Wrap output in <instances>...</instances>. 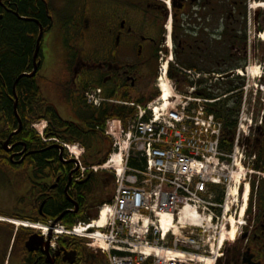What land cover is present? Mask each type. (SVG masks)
Masks as SVG:
<instances>
[{"label":"flooded vegetation","instance_id":"flooded-vegetation-1","mask_svg":"<svg viewBox=\"0 0 264 264\" xmlns=\"http://www.w3.org/2000/svg\"><path fill=\"white\" fill-rule=\"evenodd\" d=\"M75 1L65 2L66 8L73 9L70 29L64 37L71 50L64 65L70 81L66 85L63 84L67 80L61 82L57 88L68 98L77 95L75 102L80 107L82 94L94 88H101L104 95L119 99L150 96L149 88L155 86L161 57L171 59L175 66L194 67L189 70L204 75L221 76L226 66L244 71L253 60L259 62L260 70L264 71V56L256 53L264 48L257 44L252 47L253 52L248 51L242 23L251 14V2L259 0H77L80 6ZM53 2L33 0L31 3L37 8L41 5L43 20L38 23L43 32L53 27L50 14L55 8ZM59 2L56 0L58 9ZM16 4V0H0V23L11 18L25 22ZM256 7L253 16L258 18L261 15L258 10L264 5ZM253 26L258 37L264 28L258 23ZM258 83L264 85V77ZM248 115L251 125L242 143L250 159L247 168L251 172L241 185V201L232 212L233 222L236 220L242 225L233 230V224L232 243L218 248L216 264H264V107L251 105ZM4 132L0 123V205L19 210L9 221L43 219V211L56 194L65 197L70 205L61 213L68 212L62 220L76 216L79 202L85 196L81 189L98 184L99 194L105 190L103 175L86 173L75 182L78 166L64 151L61 153L55 148L56 143L39 144L37 138H31L39 146L37 151L29 149L23 141L14 140L13 136H5ZM7 141L8 152L1 146ZM48 154L50 158L45 157ZM74 205L78 206L77 210ZM33 234L36 233L25 230L12 232L19 243L13 249L16 243L13 240L11 255L16 254L18 264H70L66 253H75L73 264L99 260L78 244L61 245L66 240L58 241L52 249L51 239L42 238L41 244L47 243L48 250L45 252L39 247L29 252L25 243Z\"/></svg>","mask_w":264,"mask_h":264},{"label":"built area","instance_id":"built-area-1","mask_svg":"<svg viewBox=\"0 0 264 264\" xmlns=\"http://www.w3.org/2000/svg\"><path fill=\"white\" fill-rule=\"evenodd\" d=\"M166 73L167 62H161L158 87ZM193 91L170 89L145 107L122 104L135 113L126 125L106 122L103 132L112 141V152L102 167H82L83 150L65 146L78 163L75 181L86 171L105 170L113 177L115 194L98 209L97 221L77 222L71 228L52 227V222L32 226L44 237L51 232L52 248L68 237L102 254L106 264L215 262L213 249L216 243L219 248L225 230L218 222L231 214L236 201L233 168L244 160L239 142L250 125L248 93L243 88L234 148L226 154L220 148L223 124L206 107L218 100L195 98ZM85 101L93 108L111 103L99 89L87 92ZM221 189L224 199L218 200Z\"/></svg>","mask_w":264,"mask_h":264},{"label":"trees","instance_id":"trees-1","mask_svg":"<svg viewBox=\"0 0 264 264\" xmlns=\"http://www.w3.org/2000/svg\"><path fill=\"white\" fill-rule=\"evenodd\" d=\"M32 2L33 0H16L18 14L22 19L25 18L26 20L40 21L41 23L43 20L41 5H38L37 8L34 4L31 5ZM42 25L45 27L44 23ZM48 31L49 30H44V34ZM38 33V27L32 22H23L16 18H11L10 20L5 19L0 23V123L5 130V136L11 135L18 130V121L14 115L15 100L12 93V87L19 76L22 74H29L33 70V56ZM37 61L42 62L41 53H39ZM234 68H236V66H226L224 67V72ZM169 78H174L171 72L169 73ZM44 81L45 80L39 77V74L37 73L34 78H22L17 83L15 88L17 100L16 111L18 118L21 121L22 128L17 135L13 136V139L23 141L27 144L29 149H35L38 151V144L31 140V138H37L39 144H42L43 141H41L40 137L31 129V126L36 122L45 121L47 123V128L44 131L45 138L55 139L68 145L80 144L85 149V154L82 157V164L85 167L90 165H103L106 159L98 157L99 152H96L95 148L97 145H105V147H107L108 155L111 149V144L110 142L108 143V138L104 136L102 131H96V127L103 129L105 122L108 119L116 118L125 122L127 117L133 113L132 110L118 106H110L101 108L98 111H93L84 107L85 112L83 114L84 119L82 122H66L58 115L56 107L43 98L40 84ZM177 82L181 85L186 84L183 77H177ZM236 88L237 86L234 85V82L227 80L222 82L221 93L223 95H228ZM157 96L158 94L154 93L149 100H153ZM201 96L207 99L215 98V95L210 93ZM120 100L128 101L129 97H123L120 98ZM230 100L231 98H227L223 102L221 109L215 108L212 111L218 119L224 120L225 135L222 142V148L226 152H230L232 149L235 132V124L230 118L234 113V109L228 107ZM136 102L139 104H145L143 99H136ZM81 103L83 104L82 99ZM45 157L50 158L51 155L48 154L45 155ZM132 164L133 162H131V166ZM97 185L95 187H89L88 189H81V191L85 193V196L79 202V213L76 216H68L64 218L61 223L71 227L79 220H87L88 217L94 218V214L91 213V215L88 216L87 212H90L92 207L96 208L104 203L110 202L114 190L107 194L105 191L99 194V190L97 189L99 186ZM95 197H100V199H95ZM69 208L70 205L67 203L65 197L61 194H56L53 196L50 205L43 211L45 217L43 219H34L31 221L44 223L54 221L64 210ZM14 241L16 243L14 244L13 249L17 248L19 243L17 237H15ZM61 245L75 246L76 243L65 241L62 242ZM22 249L25 251L24 247H22ZM99 258L104 259L100 256L98 259ZM95 263L97 262L90 264Z\"/></svg>","mask_w":264,"mask_h":264},{"label":"rangeland","instance_id":"rangeland-1","mask_svg":"<svg viewBox=\"0 0 264 264\" xmlns=\"http://www.w3.org/2000/svg\"><path fill=\"white\" fill-rule=\"evenodd\" d=\"M66 2V0H65ZM65 2H63L62 0H60V8L58 9L57 4H56V0H54L53 2V6L55 7L54 10L50 13L51 14V18L53 20V27L52 29L45 33L43 35V40L41 43V67L39 70V77H43L45 79L44 82H42L40 84V89H41V93L43 98L53 104L57 110L59 115L61 116V118L66 121V122H73V123H77L82 122L83 121V114L85 112L84 108L80 107L79 104L75 101H77V95H73V97H69L66 98L67 96L61 94V91H59L57 89V85H60L61 82H66L64 84H66L67 82L70 81V77L68 76L69 71L67 70L66 67H64L63 65H61V68H59V66L57 65V63H65L67 62L69 59L67 58V54L70 53V48L68 45H66L65 42V34L67 33L68 29V25H71V20L73 19V16L71 17V15L73 14V9L72 8H66L65 6ZM67 2H70V0H67ZM77 6L78 5V1H75ZM262 2V4L264 5V2L259 0L256 3L251 2V5L253 6V9H255L256 5L258 3ZM61 3L63 4L61 7ZM250 5V6H251ZM61 9V10H60ZM58 10L60 11V13H57ZM258 12L261 14L258 18H255L253 16V10H251V14H248V16H246L244 18V21H242L243 23V36L245 39V43L246 41V24L248 25V23L250 22L252 25L258 23L260 28H264V8H261L258 10ZM57 13V14H56ZM248 22V23H247ZM262 33H264V29L262 30ZM68 35V34H67ZM251 41V46L249 47V49H252L253 46H256L257 44L262 45V48H264V42L258 40L257 38L254 37V39H250ZM259 41V42H257ZM247 46V45H246ZM253 52V49H252ZM257 55L259 57L264 56V50H262L261 48H259L257 50ZM60 54H63L62 57ZM63 66V67H62ZM247 66L249 67V69H251L252 71L256 68L259 69V67H261L259 62L256 61H252L249 65L247 64ZM57 69V70H56ZM251 71V74L253 76V72ZM259 71V75L257 78H255L253 81L250 79L249 81V91L250 89L253 90H257L256 96H252V99L255 100V102H253L252 100V105H260L261 107H264V85L262 84L263 87H261L260 83H258V78L261 76V78L264 77V71H261L260 69ZM254 78V77H253ZM69 80V81H68ZM187 80V79H186ZM234 82V85L237 84H241V81L239 82V80H237L236 78H232L231 80ZM169 88L171 87L172 89H176L177 91L183 92V93H187V87L180 85L179 83H174V81H169ZM63 84V85H64ZM218 84V83H216ZM222 85V84H221ZM252 85H258V88L255 89V86ZM209 87V85L207 84V86L205 87L204 84H199L196 86V90L197 91H205V89ZM222 86H217L215 85V83H212V88H210V93L215 94V89L216 88H220ZM157 93L158 91L155 87H150L149 88V95L152 96V94ZM253 93V92H252ZM150 96L143 98L145 105L152 101L149 100ZM72 98V99H71ZM129 98L131 100H136V96L132 95L129 96ZM260 99V100H258ZM149 100V101H148ZM154 100V99H153ZM238 101H239V97L233 98L232 100L229 101V105L228 107L231 109H236L238 106ZM219 108H222L219 106ZM65 111V116H62L60 111L63 110ZM38 131L42 132V129L44 127L43 122H38L37 123ZM110 141L108 140V143ZM111 144V142H110ZM110 147V146H109ZM111 148V147H110ZM96 152L98 153V157L100 158H104L107 155V147H105V145H97L95 148ZM85 154V151H84ZM83 154V155H84ZM81 160V159H80ZM233 172H234V177L235 175H238L235 177V179L241 178V184L244 182V179L248 180V177L250 175L251 170L247 168V165H245L244 167H234L233 168ZM103 175L105 180H106V185L107 188H105V193H109L112 192L113 186H112V180L110 178V175L107 172H102L100 174H98V176ZM242 189V188H241ZM217 198L218 200L220 199H224V191L220 190L217 194ZM238 201H241V195L240 197H238L237 201H235L234 206L236 205V203ZM233 206V208H234ZM96 209H93V212H91L92 214L95 213ZM19 210H14L12 208H10L9 206H2L0 205V218L1 217H5V218H9L11 215H13L14 213H18ZM233 212V210H232ZM231 215V214H230ZM229 214L225 217V219H220V221L218 222V228L219 227H224V228H228L225 235L223 236V245H227V244H231L232 241L229 240L228 238V234L232 231L229 230V219L230 217L232 218V216H230ZM2 220V219H1ZM9 220H6V222H8ZM22 221V220H21ZM26 222V221H24ZM9 223V222H8ZM242 225V223H237L236 220H234V229L235 230L237 227L239 228ZM14 228V229H13ZM9 226L7 224H0V264H18V258L16 256V254H12L11 255V249H12V244H13V240H12V232L14 233L16 230V227ZM218 228L216 231H218ZM14 230V231H13ZM18 230H25V231H30L28 229H24V228H18ZM211 241L212 242V237L214 236V230L210 231L209 234ZM84 249H86L89 253H92L93 255H96V253L94 251H92L91 249H88L84 246H82ZM16 249V248H15ZM214 255L217 252V243L214 246ZM221 252V251H220ZM219 252V253H220ZM100 260V261H99ZM98 262L95 264H104L103 259L99 258Z\"/></svg>","mask_w":264,"mask_h":264},{"label":"water","instance_id":"water-1","mask_svg":"<svg viewBox=\"0 0 264 264\" xmlns=\"http://www.w3.org/2000/svg\"><path fill=\"white\" fill-rule=\"evenodd\" d=\"M24 21L32 22V23L36 24L39 27V34H38V38L36 40L35 52H34V56H33V70H32V72L29 73V74H22L21 76H19L17 78V80L14 82L13 87H12V93H13V97H14V100H15L14 115H15L17 121H18V130L16 132H14L12 135H10V138L12 136H14V135H17L21 131V128H22L21 121L19 120L18 115H17V111H16V106H17V100H16V95H15L16 85L19 82V80H21L22 78H34L36 76L37 72H38V68H39V65H40V62H37V58H38V55H39V52H40V45H41V41H42V38H43V28L35 20H24ZM230 76H231V74L224 75V77H222V79H228ZM7 145H8V141L4 142V143H1L2 149L4 151H6V152L9 151L7 149ZM55 148L58 149L61 153L63 152V149L61 147L56 146ZM74 206H75V210H77L78 206L77 205H74ZM66 213H68V212H66ZM66 213H63L61 216H59L57 219H55L53 225H56L57 223H59ZM41 241H42V238L38 237L37 235L30 236L29 239L27 240V242L25 243L26 250L29 251V252H33V251H36L39 247H42V248L45 249V252H46V250H48V244L44 243L42 245ZM74 254L75 253H66V256L70 257V259H68L70 264L74 263Z\"/></svg>","mask_w":264,"mask_h":264},{"label":"bare ground","instance_id":"bare-ground-1","mask_svg":"<svg viewBox=\"0 0 264 264\" xmlns=\"http://www.w3.org/2000/svg\"><path fill=\"white\" fill-rule=\"evenodd\" d=\"M261 40L262 41H264V34L261 36ZM253 77L254 78H257V76L259 75V71H258V69H254L253 71ZM160 88V90H161V92H162V94H163V96L164 97H166L167 96V94H169V87L167 86V84H166V82L164 81V82H162V84H161V86L159 87ZM161 101H162V99H161ZM236 176H238V175H235V177ZM235 177H234V184H235V187H234V189H233V191H232V193H233V196H236L237 194H236V191H237V188H238V186H239V184H240V182H241V178H236L235 179ZM2 218H0V220H1ZM2 222H5L6 221V219H3V220H1ZM9 223H11V224H13V225H15V226H18V227H30V228H32V229H36V228H34V227H32V225H27V224H24V223H18V222H14V221H8ZM225 235V233H223L222 235H221V239H220V243H222V241H223V236ZM228 238H229V240H232L233 239V233H230L229 235H228ZM211 264H213V261L211 262Z\"/></svg>","mask_w":264,"mask_h":264},{"label":"crops","instance_id":"crops-1","mask_svg":"<svg viewBox=\"0 0 264 264\" xmlns=\"http://www.w3.org/2000/svg\"><path fill=\"white\" fill-rule=\"evenodd\" d=\"M60 55H61V57H62L63 54H60ZM57 65L59 66V68H61V65L64 66L65 63L60 62V63H57ZM63 66H62V67H63ZM56 70H57V69H56ZM42 78H43V77H42ZM43 79H44V78H43ZM60 113H61L62 116H65V111H64V109L61 110ZM77 123H80V122L78 121Z\"/></svg>","mask_w":264,"mask_h":264}]
</instances>
